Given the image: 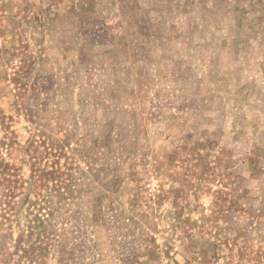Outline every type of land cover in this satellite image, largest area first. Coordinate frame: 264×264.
<instances>
[{
    "label": "rangeland",
    "instance_id": "obj_1",
    "mask_svg": "<svg viewBox=\"0 0 264 264\" xmlns=\"http://www.w3.org/2000/svg\"><path fill=\"white\" fill-rule=\"evenodd\" d=\"M57 192L46 264H264V0H0V215Z\"/></svg>",
    "mask_w": 264,
    "mask_h": 264
},
{
    "label": "trees",
    "instance_id": "obj_2",
    "mask_svg": "<svg viewBox=\"0 0 264 264\" xmlns=\"http://www.w3.org/2000/svg\"><path fill=\"white\" fill-rule=\"evenodd\" d=\"M43 177V175H40ZM5 180V179H4ZM63 183V182H62ZM60 183V185L62 184ZM3 184V183H2ZM31 192V191H30ZM66 194L57 192L55 194H49L45 202L47 204L55 203L54 206H50L45 214H42L38 210L33 212L31 208L33 204L26 198L28 205L31 208H26L23 211L20 208L16 210V205L10 206L7 210L3 209V213L0 215V225H7L8 228L12 227L14 221H10L12 217L17 218V222L22 218L25 222L20 236L11 251L10 249H0V264H46L45 252L51 249H59L60 246V225L59 213L60 210L56 205H61L66 200ZM1 211V210H0ZM8 211V212H5ZM136 261V256L132 257L131 262Z\"/></svg>",
    "mask_w": 264,
    "mask_h": 264
}]
</instances>
